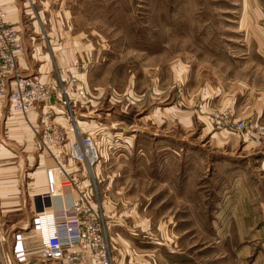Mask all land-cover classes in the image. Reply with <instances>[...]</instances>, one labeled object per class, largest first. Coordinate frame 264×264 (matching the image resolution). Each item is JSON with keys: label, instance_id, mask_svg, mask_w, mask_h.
Returning a JSON list of instances; mask_svg holds the SVG:
<instances>
[{"label": "rangeland", "instance_id": "374dc122", "mask_svg": "<svg viewBox=\"0 0 264 264\" xmlns=\"http://www.w3.org/2000/svg\"><path fill=\"white\" fill-rule=\"evenodd\" d=\"M242 2L14 1L27 19L51 30L54 47L77 45V56L62 69L50 64L54 79L45 80L62 96L67 91L75 97V114L49 117L45 103L22 112L0 95V254L8 246L1 239L4 225L19 221L16 229L23 230L42 206L45 169L54 164L53 148L44 142L48 121L63 126L69 138L98 126L105 133L101 161L77 178L86 179L79 189L93 207L104 209L106 200L118 214L133 210L127 221H145L158 238L170 235L175 221L189 227L185 235L199 226L201 241L210 243L199 244L193 256L185 243L178 264H241L219 258L229 245L222 241L232 235L237 253L252 250L244 264L255 263L264 219L254 228L247 221L237 240L242 211L234 209V200V208L225 207L240 187L264 184L258 162L264 151L255 146L264 141V119L254 106L245 109L264 95V49L254 46L247 23L239 27ZM80 88L88 102L76 96ZM227 221H235L231 230Z\"/></svg>", "mask_w": 264, "mask_h": 264}, {"label": "built area", "instance_id": "2783aa9c", "mask_svg": "<svg viewBox=\"0 0 264 264\" xmlns=\"http://www.w3.org/2000/svg\"><path fill=\"white\" fill-rule=\"evenodd\" d=\"M25 51L19 25L8 20L6 5L0 3V95L7 97L11 109L22 112L45 103L44 113H49V117L53 112L59 114L57 117L75 114L74 98L70 93L60 94L56 111L51 102L56 85L23 72L20 60ZM76 96L83 102L89 101L84 88H80ZM100 132L76 131L77 135L69 138L63 126L45 121L44 142L53 148L54 164L45 169L47 187L39 198L40 210L26 225L30 234L26 235L24 230L13 232L10 250L16 258L23 259L36 251L43 261L114 264L107 217L101 209L90 204L87 193L79 189L81 182L77 179L80 167L84 175L91 174L90 168L101 161V139L105 138V133L101 132L98 139ZM28 237H33L35 243L31 251L26 244ZM7 251H3L6 257Z\"/></svg>", "mask_w": 264, "mask_h": 264}, {"label": "crops", "instance_id": "0c3cea01", "mask_svg": "<svg viewBox=\"0 0 264 264\" xmlns=\"http://www.w3.org/2000/svg\"><path fill=\"white\" fill-rule=\"evenodd\" d=\"M14 1L15 0H0V3L3 2V4L6 5L8 20L19 25L21 29L22 38L26 45V51L22 59L20 60L21 67L25 74L35 75L42 78L43 80H52L54 78H52L53 75L51 73L50 64L58 69H62L65 65L71 62V59H73L74 56H77L76 49L74 48L77 45L71 46V48H61V46L54 47L53 38H51L50 35L51 30H49L48 28L45 29L40 27L38 20L32 21L30 19H27L26 11H24L22 6H16L14 4ZM238 18L240 29H244L242 25L243 23H247L244 30H246L247 32L251 30V32H253L254 35L252 36V38L256 39V45L254 46H256V48L258 49H264V26L262 25V23L264 22V0H243L240 15L238 16ZM40 35L42 37H40ZM55 48L56 50H61L59 54L55 52ZM51 83L53 82L51 81ZM76 93L77 92H74L73 95H75ZM60 98V92L56 86L55 94L51 97V102L54 103V105L59 106ZM253 106L256 110L257 118L259 120L264 119V95H262V99L258 98L252 106L246 107V112L248 111V109H250V111H253ZM63 117L64 116H59L60 119H62ZM99 128L100 127L98 126L95 130L92 131L100 130ZM255 146L257 149H262V152L264 151V141H256ZM258 157H260L261 159V161L258 162L259 167H261L262 170V173L260 172L259 176H261L260 178L264 180V154ZM80 175L85 176L82 170L79 172L78 177H80ZM233 177L234 175L232 174L231 170L230 185H232L233 183ZM240 178L243 179L244 175H240ZM84 181H82L81 179V186ZM263 185H244V187H240L238 197L235 196L234 199H232L233 197H230V199L227 201L228 205L225 206L226 208H234V206L232 205V200H234V209H240L242 211L240 217L243 220L237 222V229H239V235L236 236L237 240H241L242 236H245L242 235L241 231L243 230V228L248 226L247 221L250 222V227L254 228L257 227V221H263L264 219ZM105 201V208L103 209L102 207L101 210L105 213L108 220V233L114 249L112 253L114 257V264H166L167 261H170L173 264H178L182 263L184 259L185 243H189L190 248L192 250H195V252L191 251V256H193L194 254L196 255V252L200 250L198 248L199 244L210 243L207 242L208 240L201 241L199 226L195 225L194 229L189 230L191 231V234L185 235V230L189 229V227L185 229L182 223L178 225L176 221L172 223L170 235L158 238L157 235H154L153 226L147 227L145 221H138V223L136 224H132L131 221H127V218H129V216H131L134 212L133 210L122 211L118 214V209H116L115 203L109 201L107 204H105ZM96 205L98 206V204ZM228 222V227L231 230L232 224L235 221H227V223ZM193 223L197 224V221H193ZM252 223L253 225H251ZM4 226L6 227V229L3 230L4 235L1 236V239H5L6 241H8V251L7 257L3 251L0 254V264H42L43 260L38 257L39 254L36 251H31L35 246L33 237H28L26 239V244L31 252L23 259L16 258L15 255L11 252L10 247L13 239V232L18 230L16 229V227L20 226L19 221L12 222L10 224L7 223ZM12 229L16 230L13 231ZM24 229H26V227H24ZM165 229L167 230L168 228ZM172 231L175 233V235L172 234ZM24 232L26 235L30 234V231L28 229L24 230ZM6 233L8 234L6 235ZM233 236L235 235H232V239H226L225 237L224 241H222V243L227 244L229 242V245L224 248L223 254L219 258L224 259V261L232 258L235 260L238 259L241 264H244V261L249 257L248 251L252 250L247 248L244 249V251L241 250L239 251V253H237V241H233ZM261 242L263 248H260L261 252H258L257 256L255 257L254 264H264V241ZM161 247L172 248L170 250L165 249L161 251ZM203 248H206V250L210 249L209 246H204ZM232 253L234 254V256L231 255ZM213 254L214 253H212L211 255L213 256ZM7 258L9 259L8 262ZM208 258L210 257L208 256Z\"/></svg>", "mask_w": 264, "mask_h": 264}, {"label": "bare ground", "instance_id": "6f19581e", "mask_svg": "<svg viewBox=\"0 0 264 264\" xmlns=\"http://www.w3.org/2000/svg\"><path fill=\"white\" fill-rule=\"evenodd\" d=\"M57 107V105H55ZM74 120H75V117H74ZM46 197V196H45ZM194 213V212H193ZM200 221V220H199Z\"/></svg>", "mask_w": 264, "mask_h": 264}]
</instances>
